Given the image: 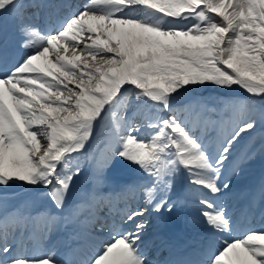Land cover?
<instances>
[{
	"label": "snow or ice",
	"instance_id": "1",
	"mask_svg": "<svg viewBox=\"0 0 264 264\" xmlns=\"http://www.w3.org/2000/svg\"><path fill=\"white\" fill-rule=\"evenodd\" d=\"M40 7L36 0H0V21L11 20L21 50L0 70V190L27 185L62 212L84 173L79 155L94 126L111 120L115 146L96 163L95 183H103L109 159L118 156L147 178L140 186L144 204L124 213L120 231L100 223L101 234L110 228L108 238L82 264H150L141 248L143 217L150 209L172 211L169 194L178 173L213 196L232 187L221 173L242 134L255 129V118L242 101H223L236 120L210 147L184 116L186 108L174 105L209 85L235 86L264 103V0H85L53 31L35 22L33 9ZM130 103L147 109L136 126L122 114ZM196 104L209 116L215 111ZM102 199L92 194L88 206ZM199 203L219 239L198 264H264V227L237 233L225 206L208 198ZM0 264L64 261L55 252L17 254L16 237L5 226Z\"/></svg>",
	"mask_w": 264,
	"mask_h": 264
},
{
	"label": "bare ground",
	"instance_id": "2",
	"mask_svg": "<svg viewBox=\"0 0 264 264\" xmlns=\"http://www.w3.org/2000/svg\"><path fill=\"white\" fill-rule=\"evenodd\" d=\"M85 2V0H81V3L79 5V7ZM207 91L204 93V94H199V95H193V93L191 92V90L185 94H183L182 96L178 97L177 98V101L178 103L176 105H174V107H185L186 110L184 112V116L186 117V119L189 121L190 125H194L193 121L197 120L199 118V115L200 113L202 112L201 111V108L199 107V105L196 107L195 109V116H192V112L191 110L189 109L190 107V102H191V99H195V100H201V102H204L205 100H207ZM131 99H134V98H131ZM240 101H242L244 103L245 106H248L247 104V100L246 99H241ZM130 105L134 106V108H136V112L138 111H141V112H145L147 113V109L143 106V105H135V104H132L130 103ZM208 107V106H207ZM246 110H250V107H246ZM252 112H250L249 114L255 118L256 120V127L255 129L253 130H250L249 132L245 133V134H242V137L241 139L245 138V137H248L249 140H251L249 142V145H252V143L254 141L257 140L258 143H256V145L258 144V152L261 153V152H264V141H262V137L264 136V126L263 127H257V125L261 122V117L258 116V113L255 111V108L251 109ZM204 114H206V118H210L209 114L206 113V112H203ZM234 117V116H233ZM232 117L230 115L227 116V118L225 119V122L229 121ZM145 119H143L142 121H144ZM134 126V125H133ZM215 134V133H214ZM213 134V135H214ZM212 135V136H213ZM110 139L113 141V135L112 137H110ZM260 141V142H259ZM114 142V141H113ZM241 142V141H240ZM115 146V145H113ZM255 146V145H254ZM112 150V149H111ZM111 150H110V153H111ZM107 151V150H106ZM75 155V154H74ZM81 157V154L79 155V159ZM263 157H264V154H263ZM105 158L102 159V161L104 160ZM117 159V161H119L121 164H124L125 163V160L121 159L120 157H111V159H109L108 161V164L107 166L105 167L104 169V172H103V180L104 181H113L115 179H117V177H120L121 176V172H118L116 174L114 173H111L112 171V168L110 166V164L112 163L113 160ZM264 168V167H263ZM262 169H257L256 171H254L249 178H258V172L259 171H262ZM129 176L125 177L126 179H129L131 178L132 182L131 183H126L125 185V188H127L126 190V193H125V196L122 197V198H119V203L120 204H113L112 205V209L121 217L123 218L124 216V213L131 208L132 206V203H135V206L134 208H137L139 206H142L144 204V201H143V196H142V192H141V189H140V186L143 185L144 183L147 182V179H142L141 177L142 174L141 172L139 171V169H137L135 166H132L130 169H129ZM246 179L245 178H242V177H239L237 178L236 182H232V187L228 193V195L226 197H224L223 200L225 199H228L232 196H236L237 194H243L246 192L247 188L249 186H252V182H244ZM124 181V178H122V181H119V182H123ZM176 180L174 179V185H175V182ZM134 186V187H133ZM203 189V188H202ZM200 190L199 194L201 195H206L208 197H210L211 199L213 200H221L222 197H221V194L218 195V196H213L211 194L208 193V191H204V190ZM174 190V188H173ZM173 190L172 192L170 193L173 194ZM125 201V202H124ZM104 203H106V200H103ZM123 203V204H122ZM107 205V204H105ZM145 217V216H144ZM143 217V218H144ZM130 227V225H129ZM153 252H150L149 254L151 255Z\"/></svg>",
	"mask_w": 264,
	"mask_h": 264
},
{
	"label": "rangeland",
	"instance_id": "3",
	"mask_svg": "<svg viewBox=\"0 0 264 264\" xmlns=\"http://www.w3.org/2000/svg\"><path fill=\"white\" fill-rule=\"evenodd\" d=\"M209 89L211 91H214L215 93H217V96H222L223 93H226V92H232V91H236V94L240 95V96H246V97H251L249 100H250V103L255 106L256 108L258 106H261L262 108H264V103L261 102L260 98L259 97H256V96H252L250 94H247L246 92H244V90L238 88V87H233L232 89L228 90V89H219V88H215L213 86H207V87H198L194 90H191V92L193 91L194 93L195 92H198L202 89Z\"/></svg>",
	"mask_w": 264,
	"mask_h": 264
}]
</instances>
